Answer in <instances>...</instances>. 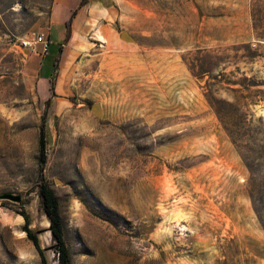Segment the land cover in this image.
<instances>
[{
    "label": "rangeland",
    "instance_id": "obj_1",
    "mask_svg": "<svg viewBox=\"0 0 264 264\" xmlns=\"http://www.w3.org/2000/svg\"><path fill=\"white\" fill-rule=\"evenodd\" d=\"M56 1L0 0V194L21 195L0 264H40L21 212L57 264L31 192L43 120L71 264H264V0H90L53 73L56 28L45 58L22 42ZM211 98L239 105L227 126Z\"/></svg>",
    "mask_w": 264,
    "mask_h": 264
},
{
    "label": "trees",
    "instance_id": "obj_2",
    "mask_svg": "<svg viewBox=\"0 0 264 264\" xmlns=\"http://www.w3.org/2000/svg\"><path fill=\"white\" fill-rule=\"evenodd\" d=\"M89 0H79L77 4V8L72 12L71 16L65 21L64 29L65 36L63 42L59 45L58 54L54 57L52 64V72L54 73L59 66L60 57L62 53V46L67 44L70 38L71 32V23L76 15V12L88 4ZM49 50V44H48ZM55 90V81L54 78H49V92L53 96ZM209 105L218 120L227 126L223 120H229L234 118V113L239 111V105L236 102H230L226 100H217L215 98H211L209 100ZM224 112V113H223ZM242 119V114H241ZM225 128V127H224ZM227 130V128H225ZM38 160H37V176L35 183L31 189V192H35L38 199L41 210L46 216L49 223V231L51 234V238L54 244V249L57 254V264H71L70 253L65 241V230L63 220L60 214L59 202L47 184V181L44 176V167L46 163V129H45V121L43 120L39 127V137H38ZM20 216L24 221V225L22 231L25 233L26 238L32 243L34 246L39 259L40 264H49L46 250L41 247L40 239H39V231L32 229L30 227L31 220L27 213L21 212Z\"/></svg>",
    "mask_w": 264,
    "mask_h": 264
},
{
    "label": "crops",
    "instance_id": "obj_3",
    "mask_svg": "<svg viewBox=\"0 0 264 264\" xmlns=\"http://www.w3.org/2000/svg\"><path fill=\"white\" fill-rule=\"evenodd\" d=\"M78 2H79V0H76V2L74 4L73 3H71V4L66 3V0H57L55 2V4L53 5L52 13H51V22H50V27L48 30V35H47L49 38V45L51 44V31L53 30V28H56V31H57L56 33L59 37L58 38L59 45L63 42L64 36H65L64 23L71 16L72 12L77 8ZM89 3H90V0H89L88 4H86L85 6H83L82 8H80L76 12V15L74 16L72 23H71V32H70L71 38L70 39H72L74 31L75 32L78 31L76 29L77 24L80 22L81 23L83 22V20H84L83 16H85L84 14H86V13L88 14V12H89V15H92V16L93 15H100L101 7L100 6H94V5H92L91 7H88ZM88 8H90V11ZM93 10L96 11L97 13L92 14L91 11H93ZM82 11H84V12H82ZM77 39H78V37H77V35H75L74 38L72 39L71 44H76ZM102 43H105V42H102ZM45 56H46V54L43 55L44 58H45ZM50 72L46 71L45 76H50Z\"/></svg>",
    "mask_w": 264,
    "mask_h": 264
},
{
    "label": "built area",
    "instance_id": "obj_4",
    "mask_svg": "<svg viewBox=\"0 0 264 264\" xmlns=\"http://www.w3.org/2000/svg\"><path fill=\"white\" fill-rule=\"evenodd\" d=\"M24 48L30 50L32 53H36L37 47H40L41 54L48 53V39L44 33H37L33 35L31 38H26L22 42Z\"/></svg>",
    "mask_w": 264,
    "mask_h": 264
},
{
    "label": "water",
    "instance_id": "obj_5",
    "mask_svg": "<svg viewBox=\"0 0 264 264\" xmlns=\"http://www.w3.org/2000/svg\"><path fill=\"white\" fill-rule=\"evenodd\" d=\"M120 37L127 40V41H132V38L125 32H122L120 34ZM91 111L95 113L98 117L102 115V109L100 105L94 104L91 106ZM0 200L1 201H8L13 204H19L21 202V195L19 194H13V193H3L0 194Z\"/></svg>",
    "mask_w": 264,
    "mask_h": 264
},
{
    "label": "bare ground",
    "instance_id": "obj_6",
    "mask_svg": "<svg viewBox=\"0 0 264 264\" xmlns=\"http://www.w3.org/2000/svg\"><path fill=\"white\" fill-rule=\"evenodd\" d=\"M97 39L98 40H100V41H102V42H105V39L103 38V36L102 35H97ZM68 58V57H67Z\"/></svg>",
    "mask_w": 264,
    "mask_h": 264
}]
</instances>
